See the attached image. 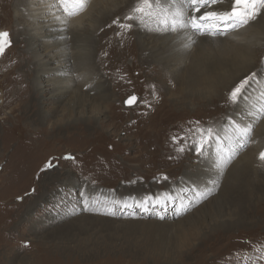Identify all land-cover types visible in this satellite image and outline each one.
<instances>
[{
  "label": "rangeland",
  "instance_id": "1",
  "mask_svg": "<svg viewBox=\"0 0 264 264\" xmlns=\"http://www.w3.org/2000/svg\"><path fill=\"white\" fill-rule=\"evenodd\" d=\"M7 1L0 0V30L12 41L0 56V264H250L245 257L257 248L264 251V163L258 160L264 129L253 128L255 142L223 169L216 163L217 148L227 155L231 121L250 123V112L264 104V35L239 61L233 59L242 49L236 38L225 46L209 45L205 54L212 63L192 78L181 66L169 71L142 58L137 32H155L158 25L157 10L146 9L149 14L130 30L137 47L117 53L116 59L100 49L105 48L101 36L94 37L91 64L103 74L96 80L105 90L84 86L83 91L97 96L100 108L87 98L72 105L69 100L79 91L42 106L29 93L45 70L32 68L29 50L15 32L23 23L15 15L16 0ZM97 2L92 10L111 0ZM117 15L106 18L109 27L119 25ZM89 29H83L87 37ZM252 72L260 83L248 89L251 99L232 103L231 89ZM11 91L16 98L8 102ZM132 94L141 102L129 109L122 101ZM186 120L191 126L200 122L192 129H224L221 135L227 138L198 156L199 138ZM174 136L183 139L173 143ZM67 155L75 159H63ZM49 160L55 166L42 171ZM212 181L217 182L212 194L197 200L195 193ZM82 193L97 211L85 210ZM145 197L153 198L148 211L135 206ZM193 200L187 213L177 215L179 206ZM113 201L128 207H116L115 216L104 214Z\"/></svg>",
  "mask_w": 264,
  "mask_h": 264
},
{
  "label": "bare ground",
  "instance_id": "2",
  "mask_svg": "<svg viewBox=\"0 0 264 264\" xmlns=\"http://www.w3.org/2000/svg\"><path fill=\"white\" fill-rule=\"evenodd\" d=\"M23 1L25 2L23 3ZM124 1L125 0H111V2H108L107 5L98 7L96 6V8L92 10L94 4H98L97 0H95L91 2L90 6L85 7L83 12L73 17H64L62 12L57 11L55 8H53L52 5L54 4V0L13 1L14 3L12 4H15L16 9H18L15 12V15L17 16V18L23 19V23L20 26L17 25L15 29L17 39L19 37V41L25 42V45L29 50V52L26 53L30 55V64L31 66H33L32 68H34L36 72L41 67H44L45 70L42 74L43 77L38 78V80H33V91L32 93H29L30 96L32 95V99L36 98L37 103L43 106L44 103L52 104V101L58 103V101H60L61 98H63L65 95H69L71 93L74 94L79 91V95H75L74 98H70L69 102L73 100V102L75 103L72 105H80V103H85V101L88 99L90 103H93L92 105L94 107H99L100 104L98 103V100H96L98 97H88V95L84 94L83 91L84 86L85 88H87L86 91L94 90V92H97V89L99 87H102L104 89V86H102V82L100 80H96L99 77L100 73L97 72L98 67L95 70L91 64L92 59L90 56V50L92 45L94 46V37L97 34L101 36V44L105 47L100 49L105 50V54L109 55L111 58L114 57L116 59L117 53L124 54L126 50H131V48L134 47L135 44H132L130 30L121 29L118 24L111 28L106 24L105 21L106 18H111L114 15L118 14L117 16L121 18L119 23H129L123 18L125 16L132 15V5L136 7L138 4V0H127L126 2ZM231 3L232 0H221L220 3L212 6V8L214 10L221 11L227 10L230 9ZM2 7H4V3L2 4ZM21 7L23 12H19V9H21ZM57 16H59L60 19H57ZM65 20H67V23L64 22ZM99 21H102V24H104H99L101 23ZM104 26L110 28L111 30H106ZM84 28H90L88 37L83 33ZM157 28L158 25H156L155 32H149L145 29L141 33L137 32L139 40L136 44L140 48L139 50L142 58H145L146 62L152 64L153 67H159L161 65L169 71L172 70L176 72L177 70L184 68L183 72L189 71L188 74H190L191 72V77L194 78L196 74H193V72L196 73L199 69L202 73V71L207 69L208 65L212 63V58L210 59L209 57L208 61V54H205V49L208 48L209 45L216 46L218 44H221L225 46L227 45L226 42L228 41V39L236 38L238 40L237 42H240V44L242 45V49H240L236 53L234 58L232 55L228 59L230 60L233 58L235 61L244 60L245 54L249 53L251 47L255 44L261 43L262 36L264 35V20H259L252 26L227 36L213 38L208 35H198L194 38L195 43H192L188 39L190 33H165L158 31ZM69 34L70 38H67L66 40L65 38L68 37ZM96 37L99 38L98 36ZM65 40L67 42L69 40L68 44H65ZM98 43L100 42H97V44ZM109 46L116 47L115 52L109 49ZM121 58L122 56H119L118 60L120 61ZM109 63L110 61L107 62V64ZM73 66L75 68L74 73H72L73 70H71ZM179 66H181V68ZM100 75L102 76L103 74ZM10 76L8 78H10ZM79 96H81V100L77 99V97ZM13 98H16V92L11 91L10 100H8V102H10ZM89 106H91V104ZM261 108H264V104L259 106L258 110ZM81 116H83V114ZM262 118L253 121V117H250L251 122L254 124V129L256 128L259 131H262L264 129V118L263 120H261ZM190 124L191 120L189 122L186 120L187 128L190 126L192 129L194 126H196L197 123L195 121L192 126ZM233 215V217H235L237 213L234 212ZM238 245L242 246L239 242Z\"/></svg>",
  "mask_w": 264,
  "mask_h": 264
},
{
  "label": "snow or ice",
  "instance_id": "3",
  "mask_svg": "<svg viewBox=\"0 0 264 264\" xmlns=\"http://www.w3.org/2000/svg\"><path fill=\"white\" fill-rule=\"evenodd\" d=\"M221 0H138L136 7L132 9L133 13L139 14L138 16L128 15L124 19L131 21V23H119L121 29L131 30L134 23L137 21L142 22L143 17L148 15L153 9L157 10L158 17V28L160 32H172V33H190L188 39L195 43L196 36L208 35L210 37H222L227 36L232 33L239 32L242 29H246L259 20H264V0H232L230 9L227 10H214L212 6L220 3ZM88 0H54L52 5L57 11L63 13L64 17H73L84 11V8ZM146 9L149 13H146ZM57 19H60L57 16ZM67 23V20L64 21ZM118 20H113L112 24H117ZM12 45L10 33L8 31L0 30V56H3L7 49ZM107 55V54H105ZM257 76L256 72H252L250 75L245 76L239 81L230 91L228 99L232 103H238L240 99L247 98L248 89L253 82L260 83L259 80H255ZM155 85H153V88ZM264 97V92L261 93ZM141 102V98L135 94L129 95L127 99L124 100L125 107L132 109L138 103ZM253 117V121L259 120L264 117V108L259 110H253L250 112ZM231 119V118H230ZM199 124V121H196ZM254 124L252 122L241 125L236 121H231L230 128L232 129V135L229 139V144L226 145L227 155L217 148V167L223 169L225 165L230 163L234 157L238 155V152L242 148L248 147L255 141L252 139V130ZM199 139L195 142V150L198 156H203L207 148H211L213 144H222L226 136H222L221 132L224 129L213 130L211 127L190 129ZM182 137H173V143H177L182 140ZM184 151L183 148L179 149ZM63 159L74 160L75 157L72 155H67ZM258 160L264 163V150H261L258 154ZM55 166L53 160H49L44 165L42 171L51 169ZM164 180L168 177L164 176ZM217 187V182L212 181L211 186L207 188L204 192L195 193L197 200L206 201L208 197L212 194V191ZM85 197L84 203L86 205L85 210L91 209L92 211H97L93 208L89 202V198L86 194L82 193ZM152 197H145L140 201H137L135 206L143 208L144 211H148L146 205L152 200ZM193 200L187 206H179L177 208V215H182L187 213L189 209L197 202ZM113 207L109 208L104 214L115 216L116 207H128V205L123 201H113ZM158 205H152V207H157ZM182 209V211H181ZM164 216H159V219L163 220ZM246 260L250 261V264H264V251L257 248L255 249V255L245 257Z\"/></svg>",
  "mask_w": 264,
  "mask_h": 264
},
{
  "label": "water",
  "instance_id": "4",
  "mask_svg": "<svg viewBox=\"0 0 264 264\" xmlns=\"http://www.w3.org/2000/svg\"><path fill=\"white\" fill-rule=\"evenodd\" d=\"M125 99H127V97H126V98H124L122 102H124V100H125ZM123 105H124V103H123ZM124 106H125V105H124Z\"/></svg>",
  "mask_w": 264,
  "mask_h": 264
}]
</instances>
